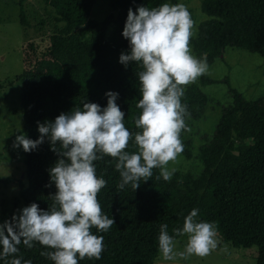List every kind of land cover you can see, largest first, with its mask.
<instances>
[{"label":"trees","instance_id":"1","mask_svg":"<svg viewBox=\"0 0 264 264\" xmlns=\"http://www.w3.org/2000/svg\"><path fill=\"white\" fill-rule=\"evenodd\" d=\"M43 1L54 10L56 21L64 24L41 54L34 46L26 52L25 69L17 76L22 83L21 133L35 140L40 135L38 122L54 120L62 112L81 107L82 101L104 107L109 90L119 93L116 103L125 114V127L138 131L133 118L140 112L136 73L142 69L136 62L125 67L118 59L129 47L122 36L127 11L178 0H108L117 14L104 20L92 17L97 0ZM201 9L208 18L189 40L197 58L206 57L207 64H212L228 47L264 58V0H201ZM20 20L28 25L24 7ZM110 24L117 28L108 37ZM184 88L181 102L187 108L188 128L190 119L202 115L209 97L197 84ZM230 92L233 101L222 106L216 130L202 147L200 174L174 171L165 181L154 167L152 176L141 179L137 188L119 189L116 158L94 161L97 176L106 180L97 199L114 223L105 232L92 229L103 236V251L99 259L86 256L78 264H156L160 225L167 224L168 233L180 239L183 235L174 234L173 229L182 228L193 208L198 209L196 219L211 222L225 242L256 246L257 264H264V98L250 100L233 88ZM53 147L59 150V142ZM53 147L45 138L35 150L26 152L27 182L21 187L26 206L35 202L46 210L53 204L56 188L48 170L60 158ZM126 150H137L131 139ZM18 248L13 255L21 257L22 264L23 260L54 264L41 255L52 249L39 242L31 248L21 243ZM10 260L11 256L6 257L0 264Z\"/></svg>","mask_w":264,"mask_h":264},{"label":"clouds","instance_id":"2","mask_svg":"<svg viewBox=\"0 0 264 264\" xmlns=\"http://www.w3.org/2000/svg\"><path fill=\"white\" fill-rule=\"evenodd\" d=\"M192 30L191 15L180 2L151 8L141 5L135 12L128 9L122 36L129 47L118 59L125 67L136 62L142 69L136 73L140 112L133 118L138 131L125 127V114L116 103L119 93L109 90L104 107L82 101L81 107L62 112L54 120L38 122L40 135L35 140L23 133L15 136L12 146H22L25 152L35 150L45 138L52 147L59 142L60 149L53 148L60 158L48 170L56 188L51 207L41 209L32 202L0 223V261L11 256L6 264H22V258L13 254L21 243L31 248L34 242L52 249L41 255L54 264H78L86 256L100 258L103 236L92 229L105 232L114 223L97 199L106 180L97 176L94 161L104 156L116 158L119 189L127 185L137 188L141 179L152 176L154 167L165 181L171 178L175 169L169 170L167 164L183 151L180 133L187 130V108L181 102L184 86L208 67L206 57L197 58L190 51ZM130 139L137 148L134 152L126 150ZM197 214L198 209L193 208L184 217L182 228L173 229L174 234L187 236L181 252L175 250V236L168 233L167 224L160 225L158 249L164 260L204 256L217 246L214 225L197 220ZM23 264H31V260H23Z\"/></svg>","mask_w":264,"mask_h":264},{"label":"rangeland","instance_id":"3","mask_svg":"<svg viewBox=\"0 0 264 264\" xmlns=\"http://www.w3.org/2000/svg\"><path fill=\"white\" fill-rule=\"evenodd\" d=\"M183 3L193 20V36L199 25L208 17L201 9V0H178ZM24 7L28 25L21 23ZM113 10L108 0H97L92 17L106 19ZM64 23L57 22L54 10L43 0H0V223L26 206L21 187L27 182L26 152L13 147V140L21 133L24 118L22 109V83L17 76L25 69L26 52L32 46L41 54L49 45L50 37ZM117 26L110 24L108 37ZM191 53L195 56L192 48ZM207 71L191 84H197L208 95L204 112L189 120L187 130L181 131L183 151L175 161H169V170L198 175L203 170L202 147L216 130L222 114V106L233 101L230 88L246 98H264V58L248 50L228 47L221 57L207 64ZM217 246L206 255L176 256L164 260L159 252L156 264H257L258 248L237 247L225 242L216 231ZM187 236L176 240L175 250L184 249Z\"/></svg>","mask_w":264,"mask_h":264}]
</instances>
